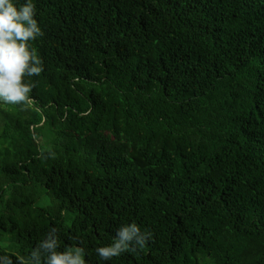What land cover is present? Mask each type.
<instances>
[{"label":"trees","instance_id":"1","mask_svg":"<svg viewBox=\"0 0 264 264\" xmlns=\"http://www.w3.org/2000/svg\"><path fill=\"white\" fill-rule=\"evenodd\" d=\"M33 2V104L0 103V255L56 227L88 264H264V0ZM133 221L145 246L99 258Z\"/></svg>","mask_w":264,"mask_h":264},{"label":"clouds","instance_id":"2","mask_svg":"<svg viewBox=\"0 0 264 264\" xmlns=\"http://www.w3.org/2000/svg\"><path fill=\"white\" fill-rule=\"evenodd\" d=\"M37 7L33 0H0V103L30 107L35 87L30 77L43 71L41 57L32 42L42 36ZM58 229L51 227L26 257H17L21 264H88V253L79 244L61 247ZM150 233L136 222L122 224L109 244L95 248L96 255L110 261L125 252L143 248ZM0 264H14L12 256L0 255Z\"/></svg>","mask_w":264,"mask_h":264}]
</instances>
